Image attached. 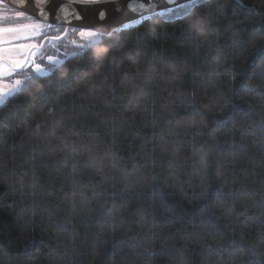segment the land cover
Returning a JSON list of instances; mask_svg holds the SVG:
<instances>
[{"label":"trees","instance_id":"1","mask_svg":"<svg viewBox=\"0 0 264 264\" xmlns=\"http://www.w3.org/2000/svg\"><path fill=\"white\" fill-rule=\"evenodd\" d=\"M192 3L72 48L0 108V264H261L264 0H197L196 36Z\"/></svg>","mask_w":264,"mask_h":264},{"label":"snow or ice","instance_id":"2","mask_svg":"<svg viewBox=\"0 0 264 264\" xmlns=\"http://www.w3.org/2000/svg\"><path fill=\"white\" fill-rule=\"evenodd\" d=\"M63 2V0H62ZM107 2V0H71V3H65L63 7H57L56 11L60 13L55 16V20L57 24L70 25L72 20L79 21L82 19L79 12L69 11L75 4L79 3L84 6L95 5L98 3ZM197 0H193L191 6L186 7L185 11L181 15V19L187 22V31L188 35L196 36L198 33H203L206 31L207 26L209 25V20L207 17H198L194 14V9L196 7ZM3 3V0H0V4ZM40 6L43 7V11L39 12V16L37 18H33L32 15H26L25 11H15L14 17L17 22L9 23L12 20V17L7 15H0V108L6 106L7 99L9 97H14L18 93H21L26 84L25 82H30L32 80V75L27 74L29 71H34L38 77L46 78L51 75L62 63L63 61L54 58L52 56H48L47 60L51 68L45 69L41 66L40 63L35 62V57L37 52L42 48L41 44L37 43H16L15 41L20 40H29L32 37L44 35L47 38L45 30H51L57 33L56 36L52 37L53 40L61 38V32H63L64 36L69 34L68 27H57L51 22L47 20V12L48 4L51 3V0H39ZM71 17V19H69ZM100 19H103L104 13H99ZM26 21V22H20ZM193 21L197 22L195 28L191 27ZM261 21L264 22V17H261ZM91 25L81 24V25H73L71 27V32L73 34L77 33L80 37H89L90 39L86 44H76L75 41H71L72 44L76 46L78 51L74 52L73 55H83L94 43L103 42L104 34L99 32L98 30H91ZM106 51V50H105ZM257 52H260L262 56H264V48H256ZM97 62H99V57H97ZM262 67H264V60H262ZM24 73L23 79H15L11 84H5L4 81L6 79H10L13 76H17ZM231 75V74H229ZM232 79L235 80V76H232ZM243 99V98H242ZM245 103L247 101H244ZM198 107V106H195ZM218 104H214L209 108V112L212 113L210 119L215 120L219 116L225 115V111L223 108H220ZM205 116L208 113L204 114ZM3 121V115L0 114V122ZM202 126L207 129L208 124L206 120H201ZM261 127L264 129V120L261 121ZM213 138H215V133H211ZM202 201L208 200V194L202 193L199 197ZM201 223H211L210 220H207L208 216V205L205 203L201 208ZM71 224V221L67 222ZM216 231H220V225L213 224L212 225ZM67 230V229H65ZM115 232V229H113ZM115 238V237H113ZM243 239V237H241ZM231 244L234 245L232 255L235 256L237 254L244 255V250L239 247L235 240L230 241ZM27 247V245H25ZM23 255V253H20ZM96 255L98 257H104L107 255L106 251L97 252ZM115 253H112L114 256ZM252 255H257L261 258V264H264V254L252 253Z\"/></svg>","mask_w":264,"mask_h":264},{"label":"water","instance_id":"3","mask_svg":"<svg viewBox=\"0 0 264 264\" xmlns=\"http://www.w3.org/2000/svg\"><path fill=\"white\" fill-rule=\"evenodd\" d=\"M191 2L193 0H107V2L90 6L77 3L69 11L79 12L82 19L72 20L70 25L61 26L55 20V16L60 14L56 9L65 6V3H71V0H63V2L62 0H51L47 6L49 9L47 20L57 27H68L69 30L73 25H91V30H98L109 36L118 29L135 27L155 14ZM3 3L18 11H25L26 15H32L34 19L39 16L40 11L44 10L39 0H3ZM100 12L104 13L103 19L99 17Z\"/></svg>","mask_w":264,"mask_h":264},{"label":"rangeland","instance_id":"4","mask_svg":"<svg viewBox=\"0 0 264 264\" xmlns=\"http://www.w3.org/2000/svg\"><path fill=\"white\" fill-rule=\"evenodd\" d=\"M14 12L10 9L0 6V15H7L9 17H12L13 19L9 21V23H15L17 22L14 17ZM20 22H26V21H20ZM3 23V22H0ZM47 38H45L44 35L32 37L29 40H20L15 41L16 43H37L41 44L42 48L37 52V55L35 57V62L40 63L42 67L45 69L51 68L52 65L48 63L47 57L52 56L54 58H58L60 60H64L72 51H69V45L72 44L71 41L63 39L64 35L61 36L60 39L53 40L52 37L56 36L57 33L51 31V30H45ZM90 38L89 37H80L79 34L77 35L76 44H86ZM69 41V42H68ZM71 47L74 49L76 46L74 44L71 45ZM29 75H36L34 71L27 72ZM24 73L13 76L10 79H6L4 81L5 84H11L15 79H23Z\"/></svg>","mask_w":264,"mask_h":264},{"label":"flooded vegetation","instance_id":"5","mask_svg":"<svg viewBox=\"0 0 264 264\" xmlns=\"http://www.w3.org/2000/svg\"><path fill=\"white\" fill-rule=\"evenodd\" d=\"M0 6H4V7L10 9L11 11H18V10L14 9V8H9V7H7V6H6L5 4H3V3L0 4ZM65 37H66V36H65ZM70 45H71V44H70ZM71 49H72V47L69 46V49H68V50L70 51ZM70 54H71V53H70ZM70 54H69V55H70ZM32 77H33V76H32ZM27 82H28V81H26L25 84H26Z\"/></svg>","mask_w":264,"mask_h":264},{"label":"clouds","instance_id":"6","mask_svg":"<svg viewBox=\"0 0 264 264\" xmlns=\"http://www.w3.org/2000/svg\"><path fill=\"white\" fill-rule=\"evenodd\" d=\"M196 25H197V22H196V21H193L192 24H191V27H192V28H195Z\"/></svg>","mask_w":264,"mask_h":264},{"label":"bare ground","instance_id":"7","mask_svg":"<svg viewBox=\"0 0 264 264\" xmlns=\"http://www.w3.org/2000/svg\"><path fill=\"white\" fill-rule=\"evenodd\" d=\"M106 36V35H105Z\"/></svg>","mask_w":264,"mask_h":264}]
</instances>
